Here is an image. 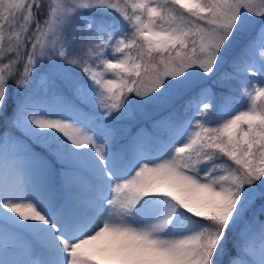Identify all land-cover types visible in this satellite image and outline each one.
I'll return each mask as SVG.
<instances>
[{
  "label": "snow or ice",
  "instance_id": "6c2138e0",
  "mask_svg": "<svg viewBox=\"0 0 264 264\" xmlns=\"http://www.w3.org/2000/svg\"><path fill=\"white\" fill-rule=\"evenodd\" d=\"M0 264H264V0H0Z\"/></svg>",
  "mask_w": 264,
  "mask_h": 264
},
{
  "label": "rangeland",
  "instance_id": "374dc122",
  "mask_svg": "<svg viewBox=\"0 0 264 264\" xmlns=\"http://www.w3.org/2000/svg\"><path fill=\"white\" fill-rule=\"evenodd\" d=\"M234 94H235L237 97H239V95H240L238 90H237ZM137 99H139V98H137ZM119 125H121V128L128 126V124L126 125L125 122H120Z\"/></svg>",
  "mask_w": 264,
  "mask_h": 264
},
{
  "label": "trees",
  "instance_id": "16d2710c",
  "mask_svg": "<svg viewBox=\"0 0 264 264\" xmlns=\"http://www.w3.org/2000/svg\"><path fill=\"white\" fill-rule=\"evenodd\" d=\"M123 122H125L126 125H127V124L130 125L131 123H133V122H130V121H123ZM118 126L121 127V125H118Z\"/></svg>",
  "mask_w": 264,
  "mask_h": 264
}]
</instances>
